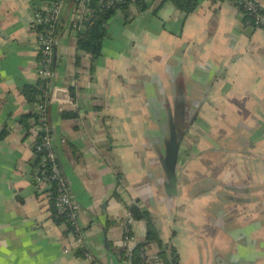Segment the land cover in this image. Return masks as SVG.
Listing matches in <instances>:
<instances>
[{
  "label": "crops",
  "instance_id": "obj_1",
  "mask_svg": "<svg viewBox=\"0 0 264 264\" xmlns=\"http://www.w3.org/2000/svg\"><path fill=\"white\" fill-rule=\"evenodd\" d=\"M48 2L0 0V264H90L32 176L37 103L23 88L37 80L31 17ZM144 2L109 17L96 60L77 48L76 0L58 21L47 114L85 244L99 264H129L122 225L137 243L146 232L135 203L177 264H264V26L235 0H198L189 13ZM181 92L171 184L162 158Z\"/></svg>",
  "mask_w": 264,
  "mask_h": 264
},
{
  "label": "built area",
  "instance_id": "obj_2",
  "mask_svg": "<svg viewBox=\"0 0 264 264\" xmlns=\"http://www.w3.org/2000/svg\"><path fill=\"white\" fill-rule=\"evenodd\" d=\"M114 0H106L111 4ZM65 0H51L44 8L35 9L31 17V27L37 31L39 41V58L37 66V78L44 80L50 86L52 75V50L57 38V26ZM237 7L249 17L253 26H264V9L259 0H237ZM76 6L80 17L86 13L87 0H76ZM60 90V89H59ZM44 97L37 102V124L33 132L37 137L33 153L39 155V162L32 166V176L35 182L45 186L41 190L42 195L49 202L54 217H59L71 229L73 242L82 250V256L89 259L90 264H99L91 251L87 248L83 230L77 221V206L72 198L70 187L62 173L52 143L51 130L48 122L47 101L52 95L51 87ZM66 97V95L64 96ZM71 98L69 97L68 100ZM122 246L125 250L129 264H164V259L159 250H152L146 245H141L138 251V260L133 261L132 249L137 244L131 234L128 223L122 225Z\"/></svg>",
  "mask_w": 264,
  "mask_h": 264
},
{
  "label": "trees",
  "instance_id": "obj_3",
  "mask_svg": "<svg viewBox=\"0 0 264 264\" xmlns=\"http://www.w3.org/2000/svg\"><path fill=\"white\" fill-rule=\"evenodd\" d=\"M51 0H49L50 2ZM135 2L140 11L144 10L146 4L144 0H114L111 4H107L106 0H87V7L84 20L82 22V27L77 32V48L81 51L87 52L91 55L92 60H96L101 52V45L106 33V21L111 17L117 8L129 3ZM177 9L184 13H189L195 9L198 0H170ZM237 3V0H235ZM249 19V17L245 14ZM40 55V52H39ZM48 85L44 80L37 78V80L31 85H25L23 88V93L26 98L30 101L38 102L40 97H44V92L47 94L49 91ZM33 118L32 126L37 124V112H33L29 115ZM23 118H26L24 116ZM181 134V133H180ZM39 162V155L33 153V160L31 162L32 166H36ZM128 210L133 218H143L146 224L145 239L138 242L132 249L131 258L133 261L138 260V251L141 245L148 246L151 242H156L159 244V253L164 259L165 264H177V254L175 250L166 246L161 242L158 235V231L153 220V216L147 209L140 208L137 204L133 203L128 205ZM53 217L54 214L52 213ZM56 221H62L59 217H54ZM68 230L71 231L70 227ZM76 252L82 255V250L80 247L77 248ZM119 257L125 256V250L122 248Z\"/></svg>",
  "mask_w": 264,
  "mask_h": 264
},
{
  "label": "water",
  "instance_id": "obj_4",
  "mask_svg": "<svg viewBox=\"0 0 264 264\" xmlns=\"http://www.w3.org/2000/svg\"><path fill=\"white\" fill-rule=\"evenodd\" d=\"M55 51L53 52V54ZM60 93L62 90H57ZM63 93V92H62ZM183 93H179L176 101V111L174 116L169 118V138L166 142L165 155L162 158L165 169L169 172V182L173 184L175 181V164L177 160L178 148L181 140L180 127L182 125V114L184 108Z\"/></svg>",
  "mask_w": 264,
  "mask_h": 264
}]
</instances>
